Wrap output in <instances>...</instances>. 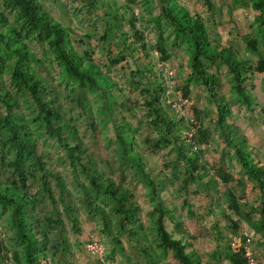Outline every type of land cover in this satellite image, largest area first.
<instances>
[{
  "label": "trees",
  "instance_id": "1",
  "mask_svg": "<svg viewBox=\"0 0 264 264\" xmlns=\"http://www.w3.org/2000/svg\"><path fill=\"white\" fill-rule=\"evenodd\" d=\"M51 1L58 8H66V0ZM189 1L75 0L77 8H86L98 22L100 39L117 47L121 60L124 56L133 60L134 71L124 83L132 85L133 90L128 93L125 85L105 69V62L100 63L85 49L82 52L75 49L71 42L74 28L68 17L63 21L55 19L38 0H3L0 209L6 211L21 243L20 252L13 251L20 264H65L66 256L72 255L75 247L91 258L93 264H112L113 254L104 251L98 257L86 248L92 240L101 244L100 234L111 238L128 264H141L132 261L115 230L135 241L145 264H225L226 261L250 264L245 246H251L254 238L264 243V163L252 146L246 144V138L230 118L228 99L221 92L216 69L213 70V67L223 68L227 72L229 89L240 105L251 111L258 107L264 113V105L258 103L252 92L255 78L264 73V52L257 46L260 43L264 50V0H222L236 15L243 8L253 11L256 22L253 36L245 38V33L238 31L236 36L256 53V60L245 57L237 47L222 42L213 32L212 26L217 25L213 0H194L204 5V12L191 8ZM135 6L147 12L149 18L135 16ZM150 21L155 23L157 31L155 39L148 43L141 26ZM162 25L165 28H158ZM164 29L175 39H182L186 49L188 75L174 88L181 93L179 105L176 91L168 90L160 68L151 59V49L156 50L163 64L171 57ZM33 39L47 44L60 71L79 89L77 94L63 95L31 68L32 61L39 62L36 51L29 45ZM7 59H11L9 86L3 78ZM121 60L110 58L108 64H119ZM192 81L208 93L210 108L201 107L200 100L192 95ZM91 95L96 99L98 111L105 112L110 122L109 139L115 141L114 153L129 161L138 176L137 182L147 186L153 200L152 242L143 239L142 207L135 197L134 186L129 183L132 180L127 181L119 170L107 164L108 157L103 158L97 152L108 134L88 101ZM69 101L77 102L90 131L88 135H84L77 119L70 114ZM23 103L32 113L33 124L62 150L66 161L63 167L34 136ZM212 125L229 148L227 156L238 167L229 166L224 154L212 152ZM188 126L193 128L190 133ZM166 145L174 151V157L154 159L153 154ZM167 181L174 183L172 192L167 189ZM248 182L258 191L251 198ZM74 188L80 189V197L74 194ZM199 194L216 218L212 231L196 220L184 221L174 214L175 204L181 201L187 214L193 215L191 201ZM92 196L103 200L106 207ZM215 203L223 209L215 210ZM86 214L98 218L101 224L98 234L86 233L82 223ZM220 225L230 228L233 237L202 256L200 244H211V238L219 241L225 236ZM4 249L0 240V260ZM252 258L255 264H264V255L257 259L253 250Z\"/></svg>",
  "mask_w": 264,
  "mask_h": 264
},
{
  "label": "rangeland",
  "instance_id": "2",
  "mask_svg": "<svg viewBox=\"0 0 264 264\" xmlns=\"http://www.w3.org/2000/svg\"><path fill=\"white\" fill-rule=\"evenodd\" d=\"M46 11H48L52 17L59 21H63L64 17H68L72 27L74 28V32L71 35L72 45L76 50L82 52L84 49L87 52H91L93 57L98 60L100 63L105 62L106 70L120 83L121 85H125V91L130 92L133 89L132 85L126 83V80H130V74L134 71L135 65L131 58L125 59L121 58L120 50L115 47L111 42V45H106L100 36L102 35L101 29L99 28V24L95 21L92 16L87 13L86 8L80 7L77 8L75 5V0H66V8H58L56 7L51 0H38ZM79 1V0H78ZM111 3L113 0H110ZM117 1V0H116ZM215 3V20L217 25H213V32L217 34L220 40L228 45L233 47H237L241 54L250 60H256V53L251 51L243 42L241 37H237V31L239 33H245L244 37L248 38L253 36V32L255 31V20L253 19V11L248 10L247 8H243L241 14H234L232 11L230 12L226 4L222 2V0H213ZM189 6L192 8H196L197 10H202L204 12V5L199 3L198 1L190 0ZM4 8L3 0H0V10ZM135 16H144L149 18V14L142 10V8L135 6L134 13ZM234 16V17H233ZM154 22L150 21L148 23L143 24L141 29L143 30L146 40L150 43L153 39H155V34L157 30H154ZM165 28L163 25L162 27ZM211 29V31H212ZM164 37L167 43V51L170 53L171 57L169 60L165 61V64L161 63L158 60V54L155 49H151V59L152 62L158 68H160L159 72L163 78L166 80L168 90L176 88L175 86L183 83L186 80L188 75L187 68V59H186V49L182 39H175L174 35L168 30L164 29ZM29 45L35 50L37 58H39V62L32 61L30 66L33 70H35L37 75H40L45 82H49L52 86L56 87L60 92L65 94H77L79 89L75 86L74 81H72L69 77H67L62 71H60L59 66L56 64L53 59V54L48 49L47 44L37 39H33L29 42ZM258 48L263 52L261 44H257ZM111 59H119L121 60L119 64L109 65L108 62ZM8 67L3 73L4 83L6 86H9V77H10V62L11 59H7ZM216 69V73L218 74L221 92L225 94L228 99L230 105V118L233 119L235 123V127L241 134L246 138V144L250 147L252 146V150H254L264 163V113L259 111V108L256 107L252 111L246 108L244 105H240L237 101V98L232 95L230 91V79L229 75L223 68H214ZM257 74V73H256ZM126 79V80H125ZM191 89L193 90V94L196 98L200 100V106L210 108V101L207 97L206 92H204L203 88L199 86L196 82L192 81L190 83ZM176 91V92H175ZM179 90L174 89V94L176 103L179 105L182 103L180 100ZM252 92L255 94L254 97L258 100V103L264 105V73H261L259 76L255 78V86L252 88ZM133 95V93H130ZM173 94V95H174ZM89 102L93 108V111L96 114L97 120H99L102 129L108 134L103 139L102 148L98 149L97 152L101 154L103 158L108 157V165L115 170H119L129 181V183L134 186L135 197L140 203L142 207V221L144 223V227L142 231H144V240H148L152 242V233L155 232L151 228L150 223V214L152 212L153 200L149 195L147 190V186L142 182H137L138 176L134 174V169L132 168L129 161L121 159L117 154L114 153L115 141L109 139V129L111 128L110 122H108V117L105 112L98 111V104L96 103V99L93 95L89 96ZM174 97V96H173ZM172 98V96H170ZM76 99V98H74ZM178 100V101H177ZM180 102V103H179ZM68 110L70 114H72L78 121L80 127L82 128L84 135H88L90 131L85 126L84 115L80 113V109L78 108L76 101L67 102ZM189 102L186 106H188ZM189 107V106H188ZM24 114L27 118L30 127L33 129L32 132L34 136H36L39 140V143L49 150L53 160L58 162L60 167L66 163L64 156L62 155V150L57 146L56 142L53 139H50L46 136V134L38 127L33 124L32 121V113L30 112L28 106L23 103ZM186 112V110H185ZM211 117V116H210ZM210 124V123H208ZM110 127V128H109ZM190 127V129H189ZM212 131L214 133L213 143H212V152H216V154H224L225 160L227 164L233 165L235 168L238 167V164L231 159L230 156H227L229 148L225 147L224 142L217 135V130L214 125L211 126ZM189 133L193 130L192 126H188ZM191 130V131H190ZM112 136V133L110 134ZM174 151L170 148L169 145L163 146L160 148L157 153L153 154V158L156 160H160V158H173ZM210 157L211 156H207ZM209 160V159H208ZM166 174H169L168 170H165ZM167 189H172L174 187L173 182L167 181ZM248 197L251 198L257 194V188L253 187L250 182H248ZM175 192V191H174ZM74 194L80 197V189L74 188ZM176 198H179L178 195H175ZM203 195L199 194L191 201L193 215H188L187 210L182 204L181 201L175 204L176 208L174 210V214L177 218L183 219L184 221H188L189 219L196 220L200 224L206 225L210 230L211 226L214 225L215 219L214 214L208 211V207L203 199ZM92 199L95 202H99L102 206L106 207L105 202L98 198L92 196ZM215 210H221L223 207H220L216 203L213 205ZM167 225H169V221L165 219ZM82 223L86 230V233L98 234V229L101 224L96 216L86 214L82 217ZM220 230L223 231L225 236H221L219 241L212 240L215 237L211 238L212 243H206L205 245L200 244V252L202 256H207L208 252L216 249L215 246L217 244L229 242L230 238L233 237L234 232L231 231L230 228H226L222 225L219 226ZM212 231V230H211ZM115 235L122 242V246L125 248L126 253L132 259V261L137 260L141 261V264H145L141 253L135 244V241L127 238L125 233H119L116 230L114 231ZM215 233V232H214ZM251 233V232H247ZM253 237V236H251ZM141 238V237H140ZM146 238V239H145ZM99 239L101 245L104 247V251H106L110 256L112 254L113 262L112 264H128L126 259L124 258V254H122L118 247L114 246L111 238L106 236V234H100ZM0 240L4 245L5 249L2 253V260H0V264H20L18 260L15 259L13 255V251L20 252V241L16 237L14 233L13 226L10 225L6 211L0 209ZM214 244V245H213ZM251 251L253 250L256 254L257 259H261L264 255V243L257 238H254L253 244L250 246L248 244ZM252 247V248H251ZM67 260L65 264H93L92 259L89 258L82 250L78 248H74V252L72 255L66 256ZM23 264V263H22ZM225 264H230L228 261ZM253 264H255L253 260Z\"/></svg>",
  "mask_w": 264,
  "mask_h": 264
},
{
  "label": "built area",
  "instance_id": "3",
  "mask_svg": "<svg viewBox=\"0 0 264 264\" xmlns=\"http://www.w3.org/2000/svg\"><path fill=\"white\" fill-rule=\"evenodd\" d=\"M86 248L91 253L97 254L98 257H101L104 252V247L100 243H97L93 240L86 244ZM245 256L247 257L249 263L253 264L252 251L249 248L248 244L245 246Z\"/></svg>",
  "mask_w": 264,
  "mask_h": 264
}]
</instances>
